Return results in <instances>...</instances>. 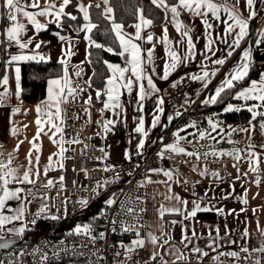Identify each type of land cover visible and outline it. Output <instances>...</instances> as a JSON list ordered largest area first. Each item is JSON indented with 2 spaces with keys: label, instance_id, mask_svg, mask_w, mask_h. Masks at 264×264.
Listing matches in <instances>:
<instances>
[{
  "label": "snow or ice",
  "instance_id": "obj_1",
  "mask_svg": "<svg viewBox=\"0 0 264 264\" xmlns=\"http://www.w3.org/2000/svg\"><path fill=\"white\" fill-rule=\"evenodd\" d=\"M150 2L163 13L162 31L159 35L151 30L155 26V21L146 16L144 8L140 6H137L133 13L135 22L128 25L134 31L128 32L125 24L117 21L110 0H95V2L93 0H87V2L85 0H0V22H6V24H0V50H3L7 57L3 61L4 72L0 75V89H2L0 90V108L11 107V116L27 114L28 110L23 108L22 95L24 90L21 87L19 64L32 61L47 62L50 59L46 55L40 54L39 50L46 42L37 38L41 31L48 29L50 24H55L57 28L63 30L66 19L73 22L81 21L78 24L70 25L77 36L84 33L83 38L87 41L85 61H82L81 64L101 62L99 58L95 61L92 59V48L119 56L122 61L120 64H114L107 60L102 61L107 75L102 82L103 87L94 89L96 102L102 105L97 109L99 118L92 121L93 98L91 94L83 101L86 105L81 110L83 117L80 114L75 116V119L85 118L84 126L95 123L98 128L96 136H101L103 133L102 138L106 139L117 123L126 122V107L124 100H122L125 94L131 97L132 93L136 92L135 110L142 113L144 101L160 91L154 80L159 75L156 72L158 59L163 61V75H159V78L167 80L179 67H186L197 56H201L200 73L192 74L188 79L198 81L202 89H208L212 78L220 71V67L225 65L235 50L241 47L242 42H246L250 35V22L258 16L255 7L256 0H243L247 15L241 9V0H150ZM101 4H103V8H101ZM69 7L74 8L76 14L67 11ZM94 10H100L97 13V21L93 20ZM184 16L189 17L190 20L186 22L183 19ZM100 18L106 20L110 25L111 43H100L93 38L94 30L100 26L98 23ZM195 19H199L204 27L205 44L202 50H198L196 46L199 37L194 39L193 35ZM221 24L223 25L222 33L217 31ZM169 25L180 36L179 40L170 38ZM29 26H31L32 35L28 34ZM257 34L258 38L255 40V45H264V28L258 29ZM55 35L66 46L62 48V56L58 60L61 65V72L47 79L46 96L35 107L37 130L32 139L27 141L30 147L25 156L26 163H17V161L20 146L27 140V136L24 134V130L28 127L27 124L20 127L17 126L15 120H10L9 134L17 139V144L15 148L8 151L0 143V249L8 248L15 243L14 239L5 238V231L13 236H23L28 230V224L24 221L26 216L30 214L28 205L33 201L40 200L42 203L38 212L31 214L34 216L30 221L31 224L34 225L37 218L53 220L59 218L42 215L49 208L47 201L52 199L49 195L51 189H59L57 196L65 190V176L60 174L58 179H55L49 174L54 171L61 173L66 171V161L75 159L76 149L72 147L73 145H83L80 154L82 156L87 155L89 145L85 143V139H92V137L82 139L79 132L74 136L67 132V108L65 106L75 103L86 89L76 84L68 71L70 58L75 55L73 50L75 42L70 36L61 35L59 31ZM104 35L108 36L109 32L104 33ZM217 42L227 45L226 54L222 57L216 56L215 45ZM158 45L163 46L164 49V55L161 57L156 56ZM11 48L18 49V52H10ZM204 61L208 63H204ZM209 64L217 67H209ZM254 64L251 46L244 48L240 60L231 71L225 74L211 95L206 96L201 102L204 105L224 103L225 96L232 100L241 101L239 106L230 102L226 103L224 112L247 111L251 117L247 127L228 125L227 128H224L221 126L223 122L216 119L215 116L206 118L208 128L205 129H201L193 121L173 133L175 137L173 143L164 144L163 137H161L162 147L157 152V157L161 160L171 159L174 161L176 156L182 155L185 157L183 161L185 164L190 163L192 158H195L196 161L203 160L204 167L199 171V175L202 177L211 175L220 181L223 180V177L220 176L219 172L207 167L208 159L214 157L220 160L229 157L234 161L233 167L237 170L236 179L239 180L242 176L248 177L249 173H252L256 175L255 183L259 186L261 182L259 173L261 164L264 163V145H260L258 150L257 145L251 141L257 126L264 133V70L257 73L256 79H252L250 73L253 71ZM75 67L77 69L74 73L75 76L82 78L83 69L79 65ZM95 75L96 73L93 71L92 76L85 81L88 88L93 87ZM10 76L15 81L14 89L10 87ZM183 79L182 77L180 82ZM245 81H247L246 85L244 84ZM238 85L242 86L238 87ZM173 86L176 84L174 83ZM13 99L17 101L14 106L11 104ZM194 102L191 101V103ZM164 103L162 97L157 99V109L152 117L151 128L160 125L161 115L164 114ZM105 113H110V116H106ZM180 115H182L180 112H176L174 116L169 115L167 117L168 122L171 123L175 117ZM134 121L137 125L134 131L140 135L136 145V155L143 157L150 129H146L143 115L134 117ZM161 126L166 127V125ZM188 128H193L195 131L187 132ZM81 131H83V126ZM182 132H187V135H181ZM234 132L247 135L248 143L243 149L238 146V142L230 139ZM22 134L24 139H20ZM42 136H47L57 149V151L49 154L47 162L43 164L41 163ZM206 139L213 141L214 145L210 147L209 151L203 153L198 149L189 151L183 146L184 142L192 144ZM225 141L232 145L231 149L215 147L216 144ZM97 150L102 155L96 159L103 163V167L95 170L111 172L113 175L96 181L95 187L92 188L95 195H99L100 190H106L110 185L116 184L122 179L117 166L106 162L109 152L104 147H99ZM69 152L73 155H67ZM125 159L129 162L133 159L132 153L128 150L125 151ZM241 161L248 164V171L243 174L240 173L238 166ZM135 167L138 168L140 165L136 164ZM197 167L198 165H194L193 171H196ZM73 171H76L75 167H73ZM81 171L87 176L89 170L81 169ZM147 172L149 174L138 182L137 188L152 183H163L166 188V192L162 195L168 203H161L157 208L158 222L155 227L152 224L144 223V214L147 209L143 205L147 203L146 198L141 195H130L125 193L124 189H120L119 193H112L104 201L105 208L101 209L99 216L93 218V222L83 225L77 224L69 234L83 236L86 242L80 246L85 248L91 245L94 249L91 250V255L97 256L98 260H103L105 257L100 255V249L96 248V245L100 241L107 243L109 230L112 233L119 231L122 234H130L132 238L128 242L121 239L116 244L108 246V250L112 252L113 256L112 264H191V256L188 253L196 254L197 260L207 256L208 253L197 246L193 240V237L197 236L195 230H192L191 236L188 235V229L183 226L184 221L195 218L198 212L215 210L218 214H223V209H213L205 204L207 192H205L204 197H198L192 201V207L189 209V201L173 191V185L183 186L189 183L186 179H181L178 167L149 168ZM152 174L163 175L165 180L153 181ZM128 175L131 176L132 173H128ZM76 183L78 182L74 180L73 184ZM41 187L47 191L41 192L39 190ZM193 195L196 193L193 192ZM246 195L247 189H245L244 197H237V199H241L242 203L247 204ZM121 196L124 199H121ZM152 199H155V196ZM12 202H15V206ZM78 202L82 207L88 205V200L85 198H81ZM117 205L118 208L115 213L109 216L113 206ZM241 211H245V209L242 208ZM172 215L181 216L182 219L179 221L165 219L166 216ZM101 217L108 219L110 229L105 228L98 231L95 228V221ZM18 221L21 222L19 227L15 223ZM177 224L182 225L181 238L178 242L172 234V229ZM8 225H12V227H8ZM258 231L262 238L259 247L251 246L249 243L250 234L245 229L239 238L243 242L240 245V251L264 254V229L258 227ZM217 239L219 237H210L211 243L208 247L212 248L213 245H216ZM230 243L236 244L237 241H230ZM149 245L151 251L148 257L137 259L141 251L148 250ZM63 250L67 251V249ZM39 251L37 248L34 253ZM224 254L239 259L238 252L233 251ZM41 260L47 261L48 256L44 254ZM254 264H262L261 259H256Z\"/></svg>",
  "mask_w": 264,
  "mask_h": 264
},
{
  "label": "crops",
  "instance_id": "obj_2",
  "mask_svg": "<svg viewBox=\"0 0 264 264\" xmlns=\"http://www.w3.org/2000/svg\"><path fill=\"white\" fill-rule=\"evenodd\" d=\"M87 2V0H85ZM95 2V1H93ZM103 8V4H101ZM256 10L258 11L257 18L253 19L250 22V35L247 37L246 42L241 43V47L236 49L231 58H229L225 65L220 67V71L217 73L215 77L212 78L211 83L208 86V89H202L200 82L192 81L188 79L192 74H199L201 71L200 64L202 57L197 56L194 60L187 64V66L179 67L175 72H173L167 80H163L159 78V75H163L162 68V60H157L156 64V72L159 74L154 78L156 86L160 91L155 93L151 98L144 101V110L142 113H139L135 110V100H136V92L134 91L131 97H128L126 94L122 97V100L125 102L126 107V122L125 123H117L114 130L107 135L106 139H103V133L101 136H96V132L98 130L97 125L95 124V133L93 134V143L99 148L104 147L106 151L109 152V156L107 159V163L110 164H118L123 161H128L125 159V151L128 150L132 153L133 159L131 162L140 163L146 154L150 152L151 146H153V142H156V145H161L160 138L163 137V143L166 144L173 137V133L176 128L182 126L185 123L190 121H183L182 115L179 117H175L171 123L168 122L167 117L169 115H173L168 112L163 105L164 114L161 115L160 125L156 128H151L152 117L156 113L157 109V99L162 97L164 99V92L169 89L171 86L176 84L183 77L185 80H190L193 84L191 90H189L183 99L184 110H192L195 112L197 110H204L207 107L212 105L205 106L201 102L205 99L206 96L211 95L214 91L215 87L220 83V81L224 78L225 74L232 70L233 66L240 60L242 55V50L251 46L252 53L256 54V61L254 65H258L260 70H264V45L256 46L255 40L258 38L256 31L258 29L264 28V0H256ZM241 9L244 11V14L247 15V11L244 9L243 0H241ZM183 19L188 22L190 20L189 17L184 16ZM42 22H44L42 20ZM0 24H6V22H0ZM255 24V25H254ZM254 25V26H253ZM259 25V27H258ZM194 39L199 37L197 41V49L202 50L205 44V39L203 37L204 27L200 23L199 19H195L194 23ZM29 35H32L31 26ZM126 27L128 32H133L134 29L131 27ZM157 35L161 34L162 28L161 24L155 25L152 29ZM60 32L61 35L70 36L72 40L75 42L74 51L75 55L70 58L69 65V73L71 74L72 80L78 84L80 87L85 88L84 91L78 98L75 104L78 106L77 114H80L83 117L82 109L86 107L83 103L85 99H87L88 95L91 94L93 98V106L91 108V116L94 120L99 118V114L97 109L102 107V105L96 102V92L95 88H88L85 84V81L91 75V67L85 62L81 64L82 61H85V50L87 47V41L84 40V33H80L79 36L75 33V31L69 26L64 25L63 30L57 28L55 24H50L47 30L41 31L38 35V39L46 42L44 46L39 50L40 54L46 55L50 59L47 61H56L62 56V48L66 46L59 41L58 37L55 35L56 32ZM218 32H223V25L221 24L217 29ZM169 35L173 40H179L180 36L176 33L175 29L169 25ZM49 36V37H48ZM52 42V46L48 47L47 43ZM217 52L216 56H224L226 54L227 45L222 42H217L215 45ZM12 53H17L18 49L11 48L9 50ZM163 46L158 45L156 48V55L158 53H163ZM6 54L3 50H0V75L4 72V64L3 61L6 59ZM215 59V57H213ZM26 62H21L19 67ZM114 64H120L122 62H111ZM204 63H208L204 61ZM76 65H79L83 69L82 78L75 76ZM209 67H217L209 64ZM90 68V69H89ZM257 76L255 77V79ZM183 79V80H184ZM10 87L12 89L15 88V81L10 76ZM2 90V89H0ZM199 93V95H197ZM191 101H195L191 103ZM41 102V101H40ZM40 102L35 104H24L23 108L28 110L27 114H17L15 116H11V107L0 108V143H2L8 151H11L15 148L17 144V139L13 138L9 134L10 120H15L17 126L22 127L24 124H27V129L24 130V134L27 136V140L20 146V151L18 153L19 159L17 163L25 162V156L29 150L30 145L28 144V140H31L35 135L37 127L35 124V120L37 118V113L35 111L36 105L40 104ZM17 103L15 99L11 101V104L14 106ZM205 106V107H203ZM187 110V111H188ZM201 113V112H200ZM106 116H110V113H105ZM138 115H143L145 118V127L146 129H150L149 136L146 139L144 155L143 157L136 155V145L140 139V135L135 133L134 129L137 126L134 121V117ZM174 116V115H173ZM84 119H78L81 124L84 125ZM187 121V122H186ZM161 125H166V127H162ZM192 130V129H187ZM257 135V141L264 140V133L261 132L260 128L255 130ZM185 133V132H184ZM166 134H171L169 138H164ZM20 139H24V135L20 136ZM191 139V137H189ZM43 141V149L41 156V163L47 162V157L49 154L57 151L56 147L52 144V142L48 139L47 136H42ZM158 142V143H157ZM257 145V149L259 150L260 145H264L263 142H254ZM67 147V145H65ZM162 147V145H161ZM244 147L241 146V149ZM193 151L196 150V147H193ZM152 152V151H151ZM150 152V153H151ZM149 155V154H148ZM146 155V156H148ZM185 157L184 156H176L175 160L168 164L166 160L163 161L166 163L165 168L170 167H178L179 173L181 174V179H186L189 183L187 185H173V191L179 193L180 196L189 201L188 207L191 209L192 201L196 200L198 197H204L205 192L208 193V196L205 198V204L213 209H223V214H218L217 211H207V212H198L195 218L184 221L183 226L188 229V235L191 236L192 230H195L197 236L193 237L196 245L199 246L203 251L207 252V256L201 257L197 260L199 263L202 262H218L221 260L224 253L228 252H238L239 259L233 258L231 256L230 259L234 262L239 261L244 256L248 255V253L240 251V245L243 243L240 241L241 233L247 229L250 234V241L252 247H259L261 236L258 231L259 229H264V163L261 164L260 170V178L261 182L259 186L255 183L256 175L249 173L248 177H243L241 179H236L237 170L233 167V160L220 159L218 161V168L213 169L218 171L220 176L223 177V180H216L211 175L202 177L199 175V171L204 167L203 160L196 161L195 158L191 159V162L188 164L183 163ZM198 165L197 170L193 171V166ZM240 169V173L248 171V164L241 161L238 165ZM63 174V172L54 171L49 175L55 179H58V176ZM149 173L147 172V175ZM153 181H163L165 177L163 175L152 174L151 176ZM194 186V187H193ZM234 188V191H233ZM245 189H247L246 199L248 201L247 204L242 203L241 199H237V197H244ZM166 192V188L163 183H152L147 184L145 186V198L147 203L145 207L147 211L145 212V224H152L154 227L158 222L157 217V208L161 203H168L163 199V195ZM193 192L196 195H193ZM155 196V199L152 197ZM227 196V198H224ZM174 203V202H173ZM203 206V205H202ZM245 209V211H241V209ZM234 210V211H233ZM166 220H181L182 217L178 215L166 216ZM19 223V221H18ZM181 224H177L172 229V234L178 242L181 238ZM218 230V231H217ZM8 234V233H7ZM159 234V233H157ZM9 235V234H8ZM10 236V235H9ZM11 237V236H10ZM210 237L216 238L217 243L213 245L212 248H209L208 245L211 243ZM12 238V237H11ZM15 238V237H13ZM18 238V237H16ZM132 237L123 238L125 242H128ZM121 240V239H120ZM118 240V241H120ZM116 241L114 244H116ZM230 241H237L236 244L230 243ZM191 247V245H189ZM151 251V246L149 245L148 250L144 251L146 257H148ZM190 255V253H188ZM261 259L262 264H264V254L258 253L257 256L254 257L256 259Z\"/></svg>",
  "mask_w": 264,
  "mask_h": 264
},
{
  "label": "built area",
  "instance_id": "obj_3",
  "mask_svg": "<svg viewBox=\"0 0 264 264\" xmlns=\"http://www.w3.org/2000/svg\"><path fill=\"white\" fill-rule=\"evenodd\" d=\"M48 46L51 43L48 42ZM181 81V80H180ZM178 81L176 86H171L164 93V105L168 112L175 115L176 112L182 113V120L191 119L195 121L199 126H202L206 122V118L212 114L211 110L201 112L193 115L192 110H188L183 113V99L185 94L192 89L193 84L190 80ZM67 108L66 123L67 132L69 135H75L80 133L82 139L92 137L91 140L85 139V143L89 145L87 155L82 156L81 149L83 145H73L76 149L75 159L66 161V171L63 172L65 176V190L61 191L57 196L58 188H53L49 192L52 197L47 201L49 208L44 216H57L58 219L50 218H37L33 229L26 233L23 239H19V243L8 250L0 251V262L2 264H62L66 261H79V264H109L110 259L113 258L112 252L108 250L109 245L120 239L131 237L130 234H122L119 231L112 233L108 231L107 243L100 241L97 243L96 248L100 249V255L104 256L103 260H98L97 256L91 255L92 246L82 248L80 245L85 241L83 236L70 235L69 233L75 228L77 224L83 225L93 222V218L100 215L101 209L105 208L104 201L112 195V193H119L120 189H124L125 193L130 195H141L145 197V187L137 188L138 182L142 181L147 175V169L149 168H165L166 163L170 164L171 159H165L166 163L157 157V152L160 151L161 145H159L152 153L146 156L140 163L123 161L116 165L121 173L122 179L113 185H110L106 190H100L99 195H95L92 192V188L95 187V183L101 180L103 177L112 176L111 172H102L95 170L103 167V163L97 161L96 157L102 155L97 149L98 147L93 143V134L95 133V124L90 123L86 126L81 124L78 119H75L78 106L70 104L65 106ZM92 121H95L92 118ZM83 126V131L81 127ZM171 134H166L164 138H169ZM68 147V146H67ZM67 155H73L69 152ZM168 155L167 153L165 154ZM191 162V161H190ZM139 164L140 167L136 168L135 165ZM218 161L214 157H209L207 167L210 170L218 168ZM75 167L76 171H73ZM81 169H88L87 176ZM128 173H132L131 176ZM78 183L73 184V181ZM131 181V183H129ZM41 192L47 191L44 188H39ZM81 198L88 200L87 207H82L78 202ZM121 199H124L121 196ZM66 202V206H65ZM40 200L33 201L28 205L29 213L26 216V221H30L34 218L32 213L38 212L41 206ZM145 207V205H143ZM117 206H113V209L109 213V216L115 213ZM95 210V214L90 216L89 214ZM145 223V214H144ZM95 228L104 230L109 228L108 219L101 217L95 221ZM5 238H11L7 233H4ZM63 242V243H61ZM39 248V252L34 250ZM63 249H67L64 251ZM58 253V255H56ZM46 254L48 256L47 261H42L41 257ZM258 253L250 252L248 255L241 258L239 261H232L230 257L223 256L218 262H202L199 263L196 258V254H191V264H254V257ZM140 257L147 258L144 251H141L137 259ZM247 257V259H245Z\"/></svg>",
  "mask_w": 264,
  "mask_h": 264
},
{
  "label": "trees",
  "instance_id": "obj_4",
  "mask_svg": "<svg viewBox=\"0 0 264 264\" xmlns=\"http://www.w3.org/2000/svg\"><path fill=\"white\" fill-rule=\"evenodd\" d=\"M110 5L114 10V15L117 21L123 22L125 26L131 25L132 23L135 22V16L133 15V13L137 6L144 8L145 15L153 19L155 21V25L161 24V21L163 18V13L160 12L159 9H156L153 5H151L150 0H110ZM67 11L71 12L72 14H76V10L72 7H69ZM99 11L100 10L93 11L94 21H97V13ZM80 22L81 21L73 22L71 20L66 19L64 21V25L70 26V25L78 24ZM98 23L100 26L98 29L94 30L92 34L93 38L97 42H100V43H111V33L109 31L110 25L108 24L106 20H103V18H100ZM106 32H109L108 36L104 35V33ZM256 34H257V31H256ZM91 51L93 53L92 59L95 61L97 58H99V60L101 61L100 63H94V64L88 63L91 67L90 77L92 76L93 71H95L96 73L95 77H93V88H100V87H103L102 82L105 76L107 75L106 68L103 65L102 61L103 60H107L109 62H122V61L119 56L112 55L107 52H103L99 49L92 48ZM255 55L256 54L253 51L252 56H253L254 61H256ZM259 70H260V67L257 64L254 65L253 71L250 73V76L252 79H255ZM60 72H61V65L56 61H47V62L32 61V62L23 63L21 65V87L24 90L23 95H22L23 103L24 104H35V103H38L44 100L46 96L47 79L52 76H56ZM244 84L246 85L247 81H245ZM240 86L242 85H238V87ZM229 102L232 104H236L237 106L241 104V101L232 100L230 97L225 96L224 103H217L215 105L205 108L203 111L196 109V111L193 112V115L199 114L200 112H204L207 110H211L212 114H216L219 118H221L225 122V124H232L234 126L248 125V121L251 117L247 111L227 112V113L224 112L225 104ZM190 120L191 119H188L187 121H190ZM206 124H207V120L203 124V126H205ZM157 147L158 145H156V142H155L153 146H151L150 152L151 151L153 152ZM150 152L148 154H150ZM94 214H95V210L91 212L89 215L93 216ZM62 264H79V261H74V260L66 261Z\"/></svg>",
  "mask_w": 264,
  "mask_h": 264
},
{
  "label": "rangeland",
  "instance_id": "obj_5",
  "mask_svg": "<svg viewBox=\"0 0 264 264\" xmlns=\"http://www.w3.org/2000/svg\"><path fill=\"white\" fill-rule=\"evenodd\" d=\"M258 27H259V25H258ZM50 43H51V46H52V42L50 41ZM48 44V43H47ZM48 46V45H47ZM51 46H48V47H51ZM164 55V52L163 53H158L156 56L157 57H161V56H163ZM90 69V68H89ZM161 69H163V61H162V68ZM184 103V102H183ZM233 105H236V104H233ZM188 110V109H187ZM186 110V111H187ZM207 111H209V110H207ZM204 112H206V111H204ZM213 116H215V118L216 119H218L219 121H222L223 123H222V127H224V128H227V126L228 125H232V124H225V122L221 119V118H219L216 114H211V115H209L208 117H213ZM207 117V118H208ZM191 122H193V120H190V122H188V123H185V124H183L182 126H180V127H178V128H176V130H175V132L177 131V129H180V128H184L186 125H188V124H190ZM232 126H234V125H232ZM248 125H246V126H234V127H241V128H243V127H247ZM201 129H205V128H208V123L205 125V126H199ZM188 129H192V130H187V132H194L195 131V129H193V128H188ZM257 129H259V127L257 126V128H256V130ZM187 132H182V133H180L181 135H187ZM215 135V134H214ZM174 139H175V137L173 136L172 137V139L170 140V141H168L166 144H170V143H173V141H174ZM192 139V138H191ZM230 139L231 140H233V141H236V142H238V146L241 148V146H243V147H245V145L248 143V137H247V135L245 134V133H236V132H234L233 134H232V136L230 137ZM252 143H254V142H263L264 143V140L263 141H257V135H256V131L253 133V138H252V141H251ZM214 145V142L213 141H211V140H202V141H199L198 143H192V144H189V143H187V142H184V144H183V146L185 147V148H187L189 151H193L192 149H193V147H196V150L198 149L200 152H206V151H209L210 150V147L211 146H213ZM215 147H217V148H224V149H231L232 148V145L231 144H229V143H227L226 141L225 142H222L221 144H216L215 145ZM222 159H227V160H232L231 158H229V157H224V158H222ZM244 162V161H243ZM246 163V162H245ZM13 203V206H15V202H12ZM16 223V226L17 227H19L20 225H21V222H15ZM24 223H27L28 224V230L23 234V236H13L12 234H10V233H8L11 237H18L19 239H23L24 237H25V235H26V233L27 232H29L31 229H33V227H34V225L33 224H31V223H28L26 220L24 221ZM8 227H12V225H8ZM5 233H7L6 231H5ZM112 260H113V258L112 259H110V261H109V264H112Z\"/></svg>",
  "mask_w": 264,
  "mask_h": 264
},
{
  "label": "water",
  "instance_id": "obj_6",
  "mask_svg": "<svg viewBox=\"0 0 264 264\" xmlns=\"http://www.w3.org/2000/svg\"><path fill=\"white\" fill-rule=\"evenodd\" d=\"M8 239H14L15 240V243L12 246L8 247V248L0 249V251H2V250H8L10 248H13V247H15L19 243V238H16L15 237V238H8Z\"/></svg>",
  "mask_w": 264,
  "mask_h": 264
},
{
  "label": "bare ground",
  "instance_id": "obj_7",
  "mask_svg": "<svg viewBox=\"0 0 264 264\" xmlns=\"http://www.w3.org/2000/svg\"><path fill=\"white\" fill-rule=\"evenodd\" d=\"M13 238V237H12Z\"/></svg>",
  "mask_w": 264,
  "mask_h": 264
}]
</instances>
